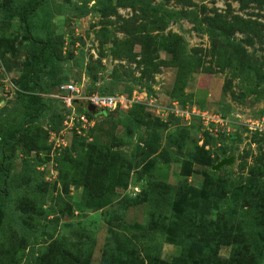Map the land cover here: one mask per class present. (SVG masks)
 I'll use <instances>...</instances> for the list:
<instances>
[{"label": "rangeland", "instance_id": "rangeland-1", "mask_svg": "<svg viewBox=\"0 0 264 264\" xmlns=\"http://www.w3.org/2000/svg\"><path fill=\"white\" fill-rule=\"evenodd\" d=\"M26 1L0 0V135L26 113L18 94L29 60L18 17ZM136 1L44 0L29 17L33 37L52 41L55 60L39 78L44 111L6 147L11 172H23L24 188L30 195L39 188L42 200L29 212L33 256L26 246L16 256L22 264H38L42 247L55 238L93 242L88 264L100 263L107 241H127L170 262L182 254L176 227L186 213L209 207L214 217L226 193H264V0ZM75 3L92 10L79 16ZM235 16L253 21L261 39L247 44L238 31L227 40L201 29L206 18L217 25L219 17ZM217 44L228 46L229 55L239 51L240 66L219 65ZM69 83L85 94L122 95L124 113L115 115L117 123L96 114L93 126L79 131L70 118L83 103L66 104L57 87ZM105 159L113 167H101ZM163 213L174 220L159 229ZM229 250L218 253L227 257Z\"/></svg>", "mask_w": 264, "mask_h": 264}, {"label": "trees", "instance_id": "trees-1", "mask_svg": "<svg viewBox=\"0 0 264 264\" xmlns=\"http://www.w3.org/2000/svg\"><path fill=\"white\" fill-rule=\"evenodd\" d=\"M43 2L44 0H27L18 12L24 34L29 39L28 48H21V52L23 51L29 60L23 72L24 75L19 81V87L23 93H18L25 98L27 106L21 124L0 135V264H22L16 256L23 252L26 246L30 248V255L33 256V246L28 242L30 236L27 219L30 218L29 212H34L37 204L39 205L42 201L41 195L39 188H35L36 193L32 195L27 192V188L23 186L27 185L23 172H11L10 165L6 162V147L21 136L29 124L35 122L45 109L40 96L45 86L39 78L53 64L55 50H53V43L49 37H33L29 23V17ZM134 2L138 3L136 0ZM74 5L79 16L92 10L91 8L82 9L76 3ZM2 12L6 18L12 16L11 11ZM222 19L219 17L217 20L219 23L216 25L212 23L211 18H206V29H201L209 33L212 38L227 40H230L231 36L238 31L244 34L242 43L247 44H253L256 39H261L260 29L253 21L238 16L232 17L230 21L226 18ZM238 41L240 42L241 39ZM239 42L233 41L231 45L238 48L236 44ZM31 46L34 49H30ZM229 51L228 46L221 48L218 44L216 45L218 64L222 67L229 68L233 63L239 65L236 59L239 51L235 55H229ZM58 85L60 84H57V87ZM91 92H96V90L88 93ZM99 93L106 94L107 92L100 90ZM123 113L116 109L100 110L96 114L106 118L109 122L117 123L116 118L118 117L116 116H121ZM86 114L89 117L93 116L90 112ZM80 146V144L79 146L77 143L74 144L76 153H79ZM104 166L113 167L107 159L102 161L101 167ZM207 173L215 175L216 172L209 167ZM210 198L213 199L212 196ZM239 198L241 200L238 201ZM216 203L217 213L214 217L209 207L202 210L194 208L191 213L183 216L180 225L176 227V236L179 239L182 254L175 256L172 261L158 258L157 251H149L145 247L141 250L136 249L132 244L129 245V242L127 245V241H118L117 245L107 241L104 244L99 264H261L264 259V193L238 190L232 193V196L226 193V196L218 197ZM210 204L207 206H211ZM15 210L21 211L16 212ZM240 211L243 212L240 213ZM158 216L160 217L159 229L166 228L174 220L166 213ZM212 221L214 223L211 225ZM60 239L62 238H55L45 243L38 259H33L38 261V264H88L87 256L93 242L72 244ZM111 245L120 249L118 250L120 257H116L119 260L114 258L116 250ZM222 246H230L227 257H222L218 253V249ZM140 252H143V257L139 256Z\"/></svg>", "mask_w": 264, "mask_h": 264}, {"label": "built area", "instance_id": "built-area-1", "mask_svg": "<svg viewBox=\"0 0 264 264\" xmlns=\"http://www.w3.org/2000/svg\"><path fill=\"white\" fill-rule=\"evenodd\" d=\"M58 88L59 93H66V97H64V102L66 104H70L71 102L76 104L79 102V100L83 103V109L78 112L77 117L70 118L71 121L76 120V122L79 124V131H81L82 129H90L93 126L94 118L89 117L86 114V112H89V105H92L100 110L112 111L119 108L122 109V106H125V102L127 103V100L124 99L122 95L101 94L99 92H91L85 94L80 86L73 83L63 84ZM72 98L74 99L71 101ZM93 116L96 115L93 114ZM202 116L206 118V113H203ZM208 119L214 121L216 124H222V119L218 118L217 116L215 117V115H209ZM79 131L77 129V132Z\"/></svg>", "mask_w": 264, "mask_h": 264}, {"label": "water", "instance_id": "water-1", "mask_svg": "<svg viewBox=\"0 0 264 264\" xmlns=\"http://www.w3.org/2000/svg\"><path fill=\"white\" fill-rule=\"evenodd\" d=\"M88 111L92 114H96V113H99L100 112V109L92 106V105H89L88 106ZM227 160H222L220 161L219 163H217L216 165H213L212 166V170H215V169H218L221 165H223L224 163H226Z\"/></svg>", "mask_w": 264, "mask_h": 264}]
</instances>
